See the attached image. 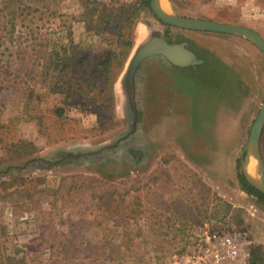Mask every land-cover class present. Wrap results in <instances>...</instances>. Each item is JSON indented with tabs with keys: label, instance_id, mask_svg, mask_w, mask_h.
Listing matches in <instances>:
<instances>
[{
	"label": "rangeland",
	"instance_id": "rangeland-1",
	"mask_svg": "<svg viewBox=\"0 0 264 264\" xmlns=\"http://www.w3.org/2000/svg\"><path fill=\"white\" fill-rule=\"evenodd\" d=\"M139 1L0 0V264H171L206 226L245 233L248 259L264 253V202L237 177L264 62L238 35H211L226 103L217 71L176 75L158 56L137 67L131 105L140 45L160 34L195 46ZM166 1L175 14L216 10ZM259 4L249 25L264 36ZM260 148L264 159V128Z\"/></svg>",
	"mask_w": 264,
	"mask_h": 264
},
{
	"label": "water",
	"instance_id": "water-1",
	"mask_svg": "<svg viewBox=\"0 0 264 264\" xmlns=\"http://www.w3.org/2000/svg\"><path fill=\"white\" fill-rule=\"evenodd\" d=\"M150 9L155 17L162 23L185 30L200 32H213L221 34H234L243 37L255 45L264 54V38L256 31L241 25L217 22L209 19L193 18L165 11L161 7V0H151ZM162 56L171 64L185 67L194 64L196 55L188 47L187 41L169 42L160 34H156L138 47L129 62L126 72L127 96L133 105V79L137 67L142 61L152 56ZM136 120V114H135ZM264 128V100L261 104L255 121L253 122L245 146L243 147L239 162L241 171L250 185L264 195V159L260 148V138ZM253 158L260 171L258 184L254 183L247 174L246 163Z\"/></svg>",
	"mask_w": 264,
	"mask_h": 264
},
{
	"label": "crops",
	"instance_id": "crops-1",
	"mask_svg": "<svg viewBox=\"0 0 264 264\" xmlns=\"http://www.w3.org/2000/svg\"><path fill=\"white\" fill-rule=\"evenodd\" d=\"M264 0H213L210 4H213L212 6H215V11H204L202 13H193V14H183L181 12L178 13V15L193 17V18H201V19H209L217 22L222 23H228L232 25H247V27L250 26L253 22H250L253 18L259 17L260 15H256L259 11H262V7L259 3H262ZM219 5V6H217ZM255 5V7L253 6ZM258 5V6H257ZM257 11V12H256ZM259 14V13H258ZM251 18V20L249 19ZM250 24V25H249ZM251 29V28H250ZM255 29L257 31H260L255 25L252 27V30ZM254 30V31H255ZM187 38H193L195 41V46H190V42H188V47L193 53L196 55V61L194 64L185 66V67H178V71L176 75H179L182 73L186 74L184 72L192 73V74H198L202 69L205 71H211L214 70L217 71V74H220V76L226 81V89L220 82H216V90L217 93L214 95L215 101L218 103H223L221 101V98L224 100L223 97H225L224 103H226L227 96H228V86H229V79H228V73L226 71V68L222 66V62L218 60H213L212 56L207 55L206 52L218 50L217 47H213L207 40L210 38L211 35L215 34H221V33H213V32H200V31H193V30H187ZM232 36V34H229ZM264 38L263 34H261ZM234 36V35H233ZM213 38V37H212ZM216 38V37H215ZM239 41H241L245 46L251 51L252 54H254L259 60H262L264 62V54L250 41L247 39L238 36ZM152 56L147 59H145L144 62H148V60L158 57ZM239 60L242 63V71L247 72L248 67L252 69L251 65H249V60L246 59L242 54H238ZM162 57V56H159ZM164 58V57H162ZM165 59V58H164ZM169 62V61H168ZM147 67H145L143 70L146 72V70L152 69V66H148V63H145ZM170 65H173L169 62ZM169 66V65H167ZM244 67V68H243Z\"/></svg>",
	"mask_w": 264,
	"mask_h": 264
},
{
	"label": "built area",
	"instance_id": "built-area-1",
	"mask_svg": "<svg viewBox=\"0 0 264 264\" xmlns=\"http://www.w3.org/2000/svg\"><path fill=\"white\" fill-rule=\"evenodd\" d=\"M244 234L206 226L195 235L192 247L171 264H247Z\"/></svg>",
	"mask_w": 264,
	"mask_h": 264
},
{
	"label": "trees",
	"instance_id": "trees-1",
	"mask_svg": "<svg viewBox=\"0 0 264 264\" xmlns=\"http://www.w3.org/2000/svg\"><path fill=\"white\" fill-rule=\"evenodd\" d=\"M150 1L151 0H140L139 1L140 8L148 9L151 11ZM237 177L243 191H245L247 194L255 196L257 199L264 202V195L260 191H258L255 187L250 185L246 180L244 174L241 171L240 163H239V173ZM247 264H264V253L260 249L251 248Z\"/></svg>",
	"mask_w": 264,
	"mask_h": 264
},
{
	"label": "bare ground",
	"instance_id": "bare-ground-1",
	"mask_svg": "<svg viewBox=\"0 0 264 264\" xmlns=\"http://www.w3.org/2000/svg\"><path fill=\"white\" fill-rule=\"evenodd\" d=\"M161 7L165 11L171 12L166 0H161ZM245 170L254 183L258 184L260 182L259 176L255 171L254 164L251 160L246 163Z\"/></svg>",
	"mask_w": 264,
	"mask_h": 264
}]
</instances>
